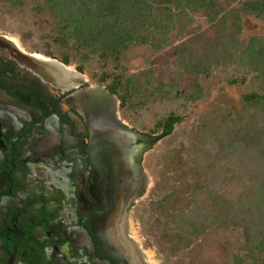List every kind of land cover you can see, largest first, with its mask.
<instances>
[{
    "label": "flooded vegetation",
    "instance_id": "af4514ba",
    "mask_svg": "<svg viewBox=\"0 0 264 264\" xmlns=\"http://www.w3.org/2000/svg\"><path fill=\"white\" fill-rule=\"evenodd\" d=\"M38 56L72 65L0 33V264H153L123 219L122 165L102 172L94 157L87 103L112 93L76 63L81 78L64 85L34 67ZM112 95L119 124L142 135L130 149L147 153L166 134L127 125Z\"/></svg>",
    "mask_w": 264,
    "mask_h": 264
},
{
    "label": "rangeland",
    "instance_id": "374dc122",
    "mask_svg": "<svg viewBox=\"0 0 264 264\" xmlns=\"http://www.w3.org/2000/svg\"><path fill=\"white\" fill-rule=\"evenodd\" d=\"M242 17L244 28L232 50L235 58L227 60L224 65L214 63L208 74L195 77L188 73L171 51L172 47L191 40L196 34L204 37L202 45L205 47L213 39L215 28L202 14L193 12H188L179 21L178 29L172 33L171 47L156 51L150 46H136L128 51L119 67L114 62H103L98 58L85 66V74L91 83H97L108 73L130 76L151 71L155 82L170 84L168 89H173L175 94L193 89L194 81L204 91V97L196 102L176 97L150 101L138 111L127 106L123 108V121L146 134L161 135L162 128H156L157 123L164 118L172 115L183 118L172 132L164 135L144 154L142 166L150 179V185L130 209L131 235L141 243L153 264H234L236 256L249 261V237L252 232L264 229V208L258 209L260 201L254 200L253 206L245 205L235 211L229 227H209L200 238L194 239L185 248L176 249L170 241L173 235L170 229L173 231L175 228L171 215L190 211L196 206V196L199 194L195 191L197 186L203 190L200 207L208 210L211 207V199L205 189L208 183L221 187L223 183V188H228L235 195L240 191V183L229 181L228 177H245V172L255 174L257 169L250 162L253 161L250 151L246 149L237 154L232 144L227 154L218 156L211 167L216 178L217 173L227 168L229 173L225 176L228 177L224 180L221 176L218 179L210 177L208 181L207 176H199V152L203 142L201 127L206 119H226L229 125H236L240 128L238 132L242 133L253 125H260L263 120L261 112L245 114L242 96L253 91L262 92L264 81L258 76L254 57L264 48V21L247 12H243ZM53 27L49 14L37 9L32 0H27L22 7L0 3V33L16 39L28 52L52 54L61 58L64 50L54 40ZM76 65L72 63L70 66L76 68ZM214 146L217 151V142H214ZM250 149L253 150L252 147ZM255 161L257 164L262 163L260 159ZM261 178L264 180V174ZM160 202H164V209L170 215H165L157 207Z\"/></svg>",
    "mask_w": 264,
    "mask_h": 264
},
{
    "label": "trees",
    "instance_id": "16d2710c",
    "mask_svg": "<svg viewBox=\"0 0 264 264\" xmlns=\"http://www.w3.org/2000/svg\"><path fill=\"white\" fill-rule=\"evenodd\" d=\"M27 0H0L13 7H22ZM37 9L46 11L53 20L55 42L64 50L62 60L65 64H78L81 72L87 63L98 58L103 62H114L119 67L129 50L136 46H150L156 51L171 47L172 33L188 12L202 14L215 28V35L209 40L208 47L202 45L204 37L196 34L191 40L172 47L173 56L180 60L187 72L197 77L208 74L214 63L225 64L235 58L234 43L239 42L244 28L242 13L247 12L264 21V0H32ZM201 36V37H200ZM233 43V44H232ZM255 68L264 81V48L256 53ZM107 83L112 94L117 95L122 107L138 111L150 101L158 99L184 98L196 102L204 97V91L194 81V88L174 93L168 89L170 84L155 82L151 71L130 76L122 73H108L100 80ZM262 92L245 93L242 100L245 114L261 112L260 125H253L245 133L231 126L225 120L209 117L201 127L203 142L199 152L200 177L219 176L224 180L225 170L214 176L215 159L233 144L237 154L247 149L251 153V163L257 169L255 174L245 172V177L229 176L227 180L240 183V191L232 194L230 190L208 183L207 193L211 207L203 210L199 201L203 190L197 186L196 206L190 211H180L171 215L175 228L170 229V241L174 248H185L194 239L200 238L209 227H229L236 210L243 206H253L254 200L260 201L257 208H264V85ZM244 114V113H243ZM183 120L180 116H170L157 123V130L164 134L173 131L174 126ZM169 130V132H168ZM243 136L238 138L237 136ZM217 142L218 150H214ZM253 148V150L250 149ZM227 150V151H226ZM229 156V155H228ZM204 159V160H202ZM260 159L261 164L254 160ZM203 161V162H202ZM225 163H223V166ZM225 167V166H224ZM216 170V169H215ZM213 171V173H212ZM217 171V170H216ZM212 185L214 187H212ZM165 215L164 202L157 203ZM264 214V209L263 212ZM249 261L235 257L234 264H264V229L256 230L249 237ZM169 241V239H168Z\"/></svg>",
    "mask_w": 264,
    "mask_h": 264
},
{
    "label": "water",
    "instance_id": "95a60500",
    "mask_svg": "<svg viewBox=\"0 0 264 264\" xmlns=\"http://www.w3.org/2000/svg\"><path fill=\"white\" fill-rule=\"evenodd\" d=\"M50 61L73 70L72 67L56 60ZM76 74L81 78L80 73ZM91 95L87 106L90 109L91 119L95 123L93 127L94 157L102 172L108 170L109 163L123 167V219L127 224L131 206L150 185V179L142 166L145 149H130L131 139L143 140V138L141 134L128 128L124 123L123 126L119 124V101L115 96L103 89L93 90ZM122 132L123 146L115 145V140L120 139Z\"/></svg>",
    "mask_w": 264,
    "mask_h": 264
},
{
    "label": "bare ground",
    "instance_id": "6f19581e",
    "mask_svg": "<svg viewBox=\"0 0 264 264\" xmlns=\"http://www.w3.org/2000/svg\"><path fill=\"white\" fill-rule=\"evenodd\" d=\"M33 61H34L33 65H36L34 66L35 68L37 67L39 71L41 72L46 71V72H49L50 74H53L60 81V83H63L64 85L71 84L73 81L80 78L72 69L64 68L61 65L57 64L56 62L44 59L39 56L36 57L35 60ZM37 65L41 67V69Z\"/></svg>",
    "mask_w": 264,
    "mask_h": 264
}]
</instances>
